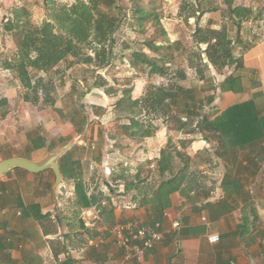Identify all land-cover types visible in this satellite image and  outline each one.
<instances>
[{"label": "crops", "instance_id": "0c3cea01", "mask_svg": "<svg viewBox=\"0 0 264 264\" xmlns=\"http://www.w3.org/2000/svg\"><path fill=\"white\" fill-rule=\"evenodd\" d=\"M241 35L244 41L247 38L244 31ZM236 59L240 66L234 64L233 71L221 84L230 76L235 81L226 90L220 87L214 101V117L250 100L264 117V35L247 44ZM77 66L83 69L82 64ZM72 73H76L75 69ZM74 78L77 83L84 82ZM3 100L0 101V109H4L0 112V162L19 156L40 160L76 137L66 139L62 134L59 140H50L45 131L35 127L34 117L27 111L19 113L27 103ZM59 104L62 107L59 102L55 106ZM27 114L31 118L29 128L23 119L28 118ZM153 135L145 137L149 148L150 142L157 143L160 139ZM207 139L195 141L194 151H164V155H172L164 173L159 170L163 151L144 149L129 151L128 155L125 151H73L75 145L69 151L66 166L73 163L82 176V171L85 173L89 167L112 164V181L108 179L103 188L84 178V187L77 191L75 180L67 179L62 172L65 183L56 190L52 169L32 173L14 168L0 174V264H122L121 253L111 244V226L119 219L134 216L148 219L149 207L138 206L135 211L124 209L130 197L135 200V193V201L140 204L142 200L143 193L139 195L137 190L125 188L127 180L135 181L137 174L144 179L139 187H151L147 196L161 182L172 180L165 187L169 193L161 221L164 239L142 258L124 264H264V145L262 151H217L214 146L218 139L215 136ZM52 141L57 145L55 150L49 149ZM42 142V146L35 147V143ZM135 152L141 153L138 160H145L141 162L144 168L153 167L154 161L157 162L159 180L154 179L152 170L135 172L137 165L132 158ZM94 153L99 158L95 159ZM114 160L131 161L133 165L124 164L125 172L135 173L116 175ZM60 165L62 169L61 160ZM92 196L99 201L92 203ZM176 218L182 223L180 234L173 229ZM211 234L220 235V241L210 243Z\"/></svg>", "mask_w": 264, "mask_h": 264}, {"label": "rangeland", "instance_id": "374dc122", "mask_svg": "<svg viewBox=\"0 0 264 264\" xmlns=\"http://www.w3.org/2000/svg\"><path fill=\"white\" fill-rule=\"evenodd\" d=\"M74 1L0 0V101L8 99L13 103L14 101L27 103V106L25 104L21 106L23 110L19 109V113L27 111L30 117H34L35 127H40L42 131H45L50 140H59L62 134L66 135L64 137L66 139L81 134L84 127L80 132L77 129L83 124V115L81 113L76 115L75 108L83 106L89 118L88 127L85 136L73 151H125L127 154L129 151L139 152L144 149L145 151H162L163 149L194 151L195 141L209 140L203 132L197 131L190 135L186 132L190 129L196 130L199 120L196 117L193 120H187V110L182 100L178 105L169 100L163 105H157L147 99L159 96L163 91L176 89L178 86L194 88L197 100L206 101L212 95L217 96L221 82L233 71L235 65L218 70L209 63L206 52L208 44L198 43L195 37L199 30L203 29L202 32L205 33L208 27L217 31L226 28L233 42L232 53L237 57L238 52L243 51L247 44H252L264 35V0H233L234 6L242 4L253 9L254 15L247 22L236 20L231 16L227 0H212L210 6L201 4L202 0H121L120 4L126 16L114 33L113 55L107 65L82 64L83 69H81V66L72 64L71 66L68 61H63L48 72L30 69L32 86L27 88L16 71L5 67L8 62L17 58L18 42L23 36V31L19 28L9 30V24L13 22L15 25L20 24L28 28L41 26L46 21H52V9L64 4L70 5ZM139 5L146 10L154 11L161 24L157 23L156 18H152L142 28L136 16ZM208 7H217V9L212 10ZM117 13L121 14L119 10ZM161 25L166 30L169 39L176 42L172 49L174 58L166 66L169 73L176 78L151 74L150 66L144 64L136 67L131 65L134 51H144L152 58L157 57L147 42L155 41L158 44L162 42L165 36L161 34ZM241 31H244L247 37L245 38L244 35V41H241L243 38ZM210 36L212 37L210 42H215L216 37L212 33ZM87 52L94 55L91 50ZM73 69L76 71L75 74L72 73ZM178 71L186 73L187 78L179 79ZM74 77L81 78L84 82L77 83ZM102 82L107 83V86H95ZM128 86L134 87L132 97L143 101L144 111L138 116L139 119L145 121L146 125L152 129L154 137L160 138L157 143L150 142V148L147 139L133 141L134 139L131 140L128 133L123 131V123L129 120L123 114L120 115L116 109V101L121 92L111 95L105 91L108 87L122 90ZM56 102L62 103V107L61 104L56 107ZM214 107L213 102L211 105L206 104L199 111L202 114H211L214 119L216 115ZM0 112H4V109L1 108ZM10 112L11 110H8V113ZM27 117L23 119L26 120L25 126L29 128L28 119L31 118L28 114ZM72 117L79 123V126L74 125V118L70 120ZM181 121L187 122V128L182 131L178 130ZM57 144L61 146L60 141H57ZM217 146L218 142L214 147ZM140 154L135 152L132 156L134 165H137L135 172L138 169L152 170L155 174L154 179L159 180V172L156 171L157 162L154 161L153 167L144 168L141 162L144 163L145 160H138ZM93 156L95 159L99 158L96 153ZM175 161L178 163V160ZM113 163H115L113 165H115L118 176L135 173L125 172L126 165L124 164L133 165L131 161L114 160ZM111 165L104 164L102 167L93 168L88 166L85 173L82 171L81 180L96 182L97 187L103 188V184L109 182L108 179L112 181L114 171ZM110 171H112L111 174ZM125 177L129 179V176Z\"/></svg>", "mask_w": 264, "mask_h": 264}, {"label": "trees", "instance_id": "16d2710c", "mask_svg": "<svg viewBox=\"0 0 264 264\" xmlns=\"http://www.w3.org/2000/svg\"><path fill=\"white\" fill-rule=\"evenodd\" d=\"M121 0H75L70 5H60L51 10L52 21H46L41 26L26 27L20 24L10 23L9 30L19 28L23 31V36L18 42V56L14 61L8 62L5 67L18 73L21 82L27 87L32 86V70L48 72L58 66L63 61H70V65L79 64H97L98 66L107 65L112 58L113 48L115 45L114 33L120 27L124 18L125 12ZM230 14L236 20L247 22L252 19L254 11L251 7L244 5H233V0H227ZM212 0H202L200 3L210 6ZM107 8V9H106ZM216 10L217 7H208ZM117 10L121 12L117 13ZM137 20L142 28L150 20L156 18L157 23H160L159 18L152 10H146L143 6L137 9ZM161 34L165 37L160 44L155 41H148L147 44L153 50L157 57H150L144 51H134L131 65L136 67L139 64L150 66L151 74L162 76H176L169 73L168 67L172 62L175 41H171L167 36L166 30L161 25ZM203 30V29H202ZM202 30L195 37L198 43H207L206 49L209 62L218 70L227 66L231 67L236 64L240 66V61L236 59L232 53V40L229 38V33L226 28L219 31L208 27L205 33ZM218 32V34H217ZM213 34L215 42H210ZM91 50L94 55L87 52ZM71 65V66H72ZM89 69V67H88ZM179 79H186V73L178 71ZM235 81V77H228L222 84V89L226 90ZM96 84V83H95ZM95 86L105 87L107 83H97ZM133 86L124 87L122 90L108 87L105 91L111 95H116L121 92L119 99L116 101V109L120 115H124L129 122L123 123L122 129L129 136L136 139H144L152 136L153 132L145 121L140 120V116L144 111L142 100L132 97ZM216 99V95L210 96L206 101L204 99L195 98L194 88L178 86L176 89L163 91L156 97H150L147 100H152L157 105H163L169 100L176 105L182 100L184 108L187 110V120L194 117L198 118L199 125L195 129H190L186 132H203L207 138L215 136L218 139L217 151H235L246 150L262 151L264 145V117L260 116L253 100L233 105L224 110L220 115L212 119L210 114H202L201 110L206 104L211 105ZM83 115V124L79 126V132L85 127L88 121V114L83 106L75 108V114ZM75 120V118H74ZM76 122V120H75ZM190 123V122H189ZM187 122L181 121L178 130H185ZM35 143V147L42 146ZM57 145L54 141L51 142L49 149L55 150ZM159 161L161 173L165 172L167 165L171 164L172 155L169 153L164 155ZM70 156L68 152L62 157L61 161L62 172L67 179H74L76 182L77 191L82 190V175L78 171V167L71 163L66 166ZM73 164V165H72ZM165 165V166H164ZM139 176V177H138ZM140 174H137L136 180H127L125 188L127 191L137 190L139 195L143 193L140 206L149 207L148 219L145 222L155 223L162 221L164 217L166 204V195L169 192L165 189L167 184H171L172 180L161 182L157 188L153 189L152 195L147 196L151 191V187H139L141 182ZM80 193V192H79ZM136 194V193H135ZM134 194L135 200L136 196ZM83 199H81L82 201ZM101 200V199H100ZM92 203L98 202L96 196L91 197ZM90 203V201H88ZM102 203V202H101ZM100 203V206H101ZM106 208V207H105Z\"/></svg>", "mask_w": 264, "mask_h": 264}, {"label": "built area", "instance_id": "2783aa9c", "mask_svg": "<svg viewBox=\"0 0 264 264\" xmlns=\"http://www.w3.org/2000/svg\"><path fill=\"white\" fill-rule=\"evenodd\" d=\"M108 169L110 168L108 167ZM111 173L112 171H110ZM138 206H140L138 202L130 197V200L124 205V209L135 211ZM173 229L177 234H180L182 230L180 219L173 220ZM110 232L112 235L111 244L121 253L122 264L142 258L147 251L154 249L164 239L161 221L148 223L137 216L115 221ZM220 238L218 234H211L208 240L215 244L220 241Z\"/></svg>", "mask_w": 264, "mask_h": 264}, {"label": "water", "instance_id": "95a60500", "mask_svg": "<svg viewBox=\"0 0 264 264\" xmlns=\"http://www.w3.org/2000/svg\"><path fill=\"white\" fill-rule=\"evenodd\" d=\"M88 121L80 135L74 137L65 145L59 147L53 152H48L47 155L40 160H32L27 157H12L0 162V174H5L14 168H23L32 173H40L47 169H52L56 175L55 189L65 183L63 179L62 169L60 160L65 156L71 149L77 145L85 136L87 131Z\"/></svg>", "mask_w": 264, "mask_h": 264}]
</instances>
